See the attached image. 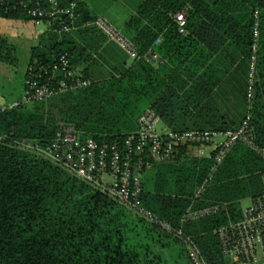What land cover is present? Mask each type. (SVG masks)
Wrapping results in <instances>:
<instances>
[{"label": "trees", "instance_id": "16d2710c", "mask_svg": "<svg viewBox=\"0 0 264 264\" xmlns=\"http://www.w3.org/2000/svg\"><path fill=\"white\" fill-rule=\"evenodd\" d=\"M38 1L51 8L49 0H31V5ZM72 1L77 29L61 32L60 24L70 19L59 15L49 30L32 37L28 67L35 73L51 71L67 55L78 77L91 85L0 113V134L45 145L60 126L70 125L85 139L120 141L137 129L149 108L174 131H228L241 125L238 101L246 105L244 82L236 81L233 94L237 118L225 115L221 104L217 107L213 92L223 86L231 68L236 67L237 76L249 69L257 21L259 50H264V0H145L121 29L139 53L130 66L99 61L107 38L86 26L96 17L83 2L59 3L69 8ZM14 3L8 12L0 9V22L32 24L28 11L13 8ZM179 13L186 15V33L174 18ZM151 51L168 62L165 68L183 75L181 86L172 87L171 78L147 60ZM18 52V44L0 31V61L16 65ZM260 91L257 84L251 125L264 147ZM212 166L211 159L184 155L177 163H159L144 172V207L182 230L180 238L51 162L0 144V264H193L185 238L198 246L208 264H240L224 255L218 232L242 220L244 200L264 196V160L237 144L197 198ZM214 206L222 209L182 223L189 209Z\"/></svg>", "mask_w": 264, "mask_h": 264}, {"label": "built area", "instance_id": "2783aa9c", "mask_svg": "<svg viewBox=\"0 0 264 264\" xmlns=\"http://www.w3.org/2000/svg\"><path fill=\"white\" fill-rule=\"evenodd\" d=\"M13 3L11 0H0V9L4 8L8 12ZM49 3L50 9L44 7L42 1L32 6L31 0H17L13 8L27 10L36 27L44 26L49 30L59 15H69L70 20L60 24V31L71 32L77 29L75 24L77 16L74 13L76 2L72 1L69 8L61 7L59 0H49ZM258 16L257 13L256 19ZM174 18L180 32L186 33L185 13H179ZM86 26L96 27L108 41L115 43L131 59H139L134 42L106 18L97 17ZM159 43L160 40L157 44ZM258 50L257 21L248 74L249 112L241 125L234 130L174 131L164 123L154 109L149 108L138 119L137 129L120 141L85 139L75 127L62 125L57 129L53 140L45 145L36 140L10 138L7 134H0V144L32 153L51 162L166 232L183 238L182 230L174 229L144 207L142 203L144 172L153 169L159 163H177L184 155L195 159H211L213 166L210 178L197 189L198 198L237 144L246 145L264 160V147L258 145L251 125ZM147 57L150 63L160 60L152 51ZM26 74L28 78L25 81L23 96L15 101H8L0 96V113L91 85V81L78 77L67 55L60 56L51 71L35 73L32 67H28ZM220 209H222L220 206L196 211L189 209L182 223L215 214ZM218 233L223 253L228 259L240 264H264V196L252 200L243 210L241 221L231 223ZM185 242L193 264H208L198 246L190 238H185Z\"/></svg>", "mask_w": 264, "mask_h": 264}, {"label": "crops", "instance_id": "0c3cea01", "mask_svg": "<svg viewBox=\"0 0 264 264\" xmlns=\"http://www.w3.org/2000/svg\"><path fill=\"white\" fill-rule=\"evenodd\" d=\"M79 1L83 2L86 5L88 10L91 12V14L94 17L96 18L104 17L108 21H110L112 24H114L116 27H118L119 29H123L127 21L131 18V16L136 14L138 8L141 6V4L145 0H128V2H123V5H117L118 0H79ZM2 22L3 23H0L1 33L6 34L8 36L10 35L12 37H15L14 39H18V38H21V40H26V39L30 40L33 38L36 39L38 35L47 31L46 27L39 28L33 25V23L27 26H23L20 23L13 22V21H2ZM4 24H5V27H4ZM259 51H260L259 56H257L258 62H257L256 86L258 84L259 87H261L260 93L263 95V98H264V90L262 89V85H264V50L263 48H260ZM100 53H101V56L99 57L101 58H99V61L101 63L107 64L106 66L108 65H113V66L119 65L120 66L123 64L130 66L132 63L136 61V60L131 59L115 43L110 42L108 40H106V42L104 43L103 48ZM152 65L156 69L161 71V73L159 72L160 74L166 75L168 76V78H171V80L168 79L167 81L171 84L172 87L176 88L177 86L182 85L183 75L179 76V74H175L174 71H171L170 68L169 69L165 68L166 65H168L167 61H163V60L161 61V59L158 61L155 60L152 63ZM249 68H250V65H249ZM215 69H216L215 71L218 74H220L219 64L215 65ZM235 71H236V67L231 68L230 72L225 77L223 86L221 84L215 89V91L213 92V100L214 102H216V105L218 108L221 104V107L223 108L225 115H227L229 118H233L234 116L239 115L237 114L238 106L235 107L233 106V104H230V107L225 106L222 101H225V100L236 101V97L235 95H233L237 93L236 81L238 80L243 81L246 86V105H243V104L240 105L241 112H240V115L238 116L239 120L237 122L238 123L237 125H240L249 112V105L247 101L249 69L248 70L247 68L244 69L241 73H239V76H237L238 74ZM25 75H26V72H25ZM235 77L236 79H234ZM241 77L243 78V80H241L242 79ZM226 83L228 85H226ZM256 86H255V93H254L253 101H255V98H256ZM247 200H249L251 204L252 200L251 199H247ZM243 202H242V218H243V210L247 206L250 205L249 204L247 206H244Z\"/></svg>", "mask_w": 264, "mask_h": 264}, {"label": "rangeland", "instance_id": "374dc122", "mask_svg": "<svg viewBox=\"0 0 264 264\" xmlns=\"http://www.w3.org/2000/svg\"><path fill=\"white\" fill-rule=\"evenodd\" d=\"M123 2H128V0H118L117 5H123ZM39 28H42V26ZM8 37L19 45L18 61L16 65H11L0 61V96L8 101H15L21 98L24 93L25 72L30 59V49L33 45L34 40H21V38L14 39L15 37H12L10 35ZM238 103H240L241 105L242 102L238 101ZM223 104L229 107L230 104H233V106L235 107L237 106V102L234 100H225L223 101ZM249 204V200H245L243 202L244 206H247Z\"/></svg>", "mask_w": 264, "mask_h": 264}]
</instances>
